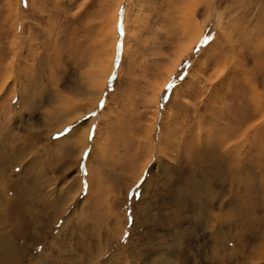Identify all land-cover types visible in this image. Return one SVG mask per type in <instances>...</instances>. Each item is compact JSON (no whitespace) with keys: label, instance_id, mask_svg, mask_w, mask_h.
Masks as SVG:
<instances>
[{"label":"rangeland","instance_id":"1","mask_svg":"<svg viewBox=\"0 0 264 264\" xmlns=\"http://www.w3.org/2000/svg\"><path fill=\"white\" fill-rule=\"evenodd\" d=\"M263 45L264 0H0V264H264Z\"/></svg>","mask_w":264,"mask_h":264},{"label":"bare ground","instance_id":"2","mask_svg":"<svg viewBox=\"0 0 264 264\" xmlns=\"http://www.w3.org/2000/svg\"><path fill=\"white\" fill-rule=\"evenodd\" d=\"M119 7L120 6H118V8H117V12H118V10H119ZM117 12H116V14H117ZM184 15V14H183ZM188 15V14H187ZM117 20H118V14L117 15H115V17H114V19H113V39H114V44L116 45V41H117ZM191 21V20H190ZM129 34V31H128V33H127V35ZM202 36V32H199L198 34H196V36L194 37V39H193V41H191V43H190V45H189V47L187 48V50L186 51H188V50H192V46H195V44L198 42V40L200 39V37ZM258 37V35H254V38L256 39ZM127 36H126V39H125V45H126V43H127ZM254 41H257V40H254ZM127 46V45H126ZM246 46H248L249 47V45H245V47ZM263 47H264V45H263ZM112 61V60H111ZM110 62V61H109ZM179 64H180V62L178 61V63L175 65V67H173V70H171L170 72H169V74H168V76H167V78L163 81V83H162V85H161V83H160V86H162V87H164L165 85H166V83H167V81L169 80V78H170V76L174 73V70L176 69V68H178L179 67ZM113 65H112V62L110 63V65H109V74H107L108 76H107V79L109 78V75H110V73H111V71H112V69H111V67H112ZM177 71V70H176ZM102 73H104L103 72V70H102ZM107 73V72H106ZM105 73V74H106ZM101 75V74H100ZM103 76V78H101L100 79V76H98L99 77V79L103 82V84H102V82L101 81H99L98 82V80L96 81V79H97V77H92V78H90V80H89V83H90V87L93 89V90H96V88H95V86H96V84H94V82L96 81L97 82V84L99 85H104V83H105V81L107 80L106 78V80L104 79V75H101V77ZM244 76V75H243ZM248 76V75H247ZM246 81V80H245ZM100 85H99V87H100ZM105 87V86H104ZM162 87H161V89H162ZM252 86H250V88L249 89H251V98L253 99V101L256 103V105H254V110L256 109V107H257V109H259L260 111H262V113L260 114L259 112L255 115V117L256 116H259L260 118L259 119H261V122H260V124H258V126L257 127H255V125H246V130L248 131V130H250V133H248L246 130L244 131H242V132H240V129L238 130L239 131V138H240V141H242L243 142V144L245 143V142H247V141H249V139H250V135L252 134V132H253V129H259V128H261V125H264V113H263V110H264V95H258L257 96V94H255V92H257L258 93V91H257V89H256V91H255V88L254 87H252L253 89H254V91H252V88H251ZM102 88L103 87H101V90H102ZM98 89V88H97ZM99 90V89H98ZM163 90V89H162ZM161 90V91H162ZM100 91V90H99ZM104 91V90H103ZM97 94V93H96ZM245 95V94H244ZM231 96V95H230ZM251 106H253L252 105V103L250 104V107ZM247 121V120H246ZM244 125V124H243ZM226 130H228V129H226ZM232 130V129H231ZM235 130V129H234ZM243 133V134H242ZM233 134H234V131H233ZM236 134V133H235ZM242 134V135H241ZM255 134V133H254ZM254 134H252V135H254ZM229 135V137L231 136V134H228ZM238 134H236V136H237ZM233 136H235V135H233ZM256 136V135H255ZM208 136H206V139H208L207 138ZM228 137V138H229ZM211 140H212V138H211ZM209 142H210V140H208ZM214 141V140H213ZM218 142V144L220 145V143L221 142H219V141H217ZM208 144V143H207ZM216 144V143H215ZM215 146V145H214ZM217 147H218V145H217ZM215 148V147H213L212 145H209V152H208V154L206 155L208 158H210V160L212 161V162H216L217 164H220L221 166H222V164L221 163H218V160L220 159V158H222V154H226L227 155V158H232V159H235V157L236 156H234V155H232V151H227V152H222V151H220V147H218V148ZM211 156H214V157H211ZM237 159V158H236ZM5 244V243H4ZM6 245V244H5ZM3 246V245H2ZM1 246V248H5V247H2Z\"/></svg>","mask_w":264,"mask_h":264},{"label":"snow or ice","instance_id":"3","mask_svg":"<svg viewBox=\"0 0 264 264\" xmlns=\"http://www.w3.org/2000/svg\"><path fill=\"white\" fill-rule=\"evenodd\" d=\"M121 12H123V9H121ZM203 43V41H202ZM185 67L184 64L181 65V69L183 70V68ZM176 79H180V80H184L185 79V76L181 75L179 77H173L172 81H170L166 87H165V93H167L169 90L173 89L175 87V81ZM162 99L164 98L163 96L161 97ZM89 139H91V137H89ZM87 155V153L85 154Z\"/></svg>","mask_w":264,"mask_h":264}]
</instances>
